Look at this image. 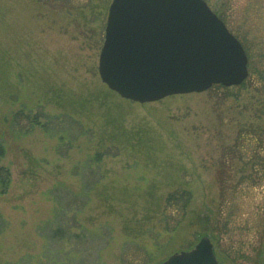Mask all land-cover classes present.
Masks as SVG:
<instances>
[{
	"label": "rangeland",
	"instance_id": "1",
	"mask_svg": "<svg viewBox=\"0 0 264 264\" xmlns=\"http://www.w3.org/2000/svg\"><path fill=\"white\" fill-rule=\"evenodd\" d=\"M111 2L0 0V264H83L64 232L106 241L103 264H160L205 236L219 264H264V83L121 98L98 73ZM210 5L264 70V0ZM182 191L180 216L166 199Z\"/></svg>",
	"mask_w": 264,
	"mask_h": 264
},
{
	"label": "water",
	"instance_id": "2",
	"mask_svg": "<svg viewBox=\"0 0 264 264\" xmlns=\"http://www.w3.org/2000/svg\"><path fill=\"white\" fill-rule=\"evenodd\" d=\"M98 73L121 98L143 104L239 86L248 77V57L205 0H112ZM160 264L219 262L205 236Z\"/></svg>",
	"mask_w": 264,
	"mask_h": 264
},
{
	"label": "trees",
	"instance_id": "3",
	"mask_svg": "<svg viewBox=\"0 0 264 264\" xmlns=\"http://www.w3.org/2000/svg\"><path fill=\"white\" fill-rule=\"evenodd\" d=\"M43 2H60L62 0H41ZM207 3L209 2V6L212 9V11L216 14V6L213 7V5H210V0H205ZM219 11V10H218ZM218 14V13H217ZM216 14V15H217ZM225 23V21H223ZM228 26V25H226ZM234 36L241 42L247 56H248V68H249V76L252 75V77L257 76V78H259L260 82L264 83V70L259 71L257 70L256 66H254V60H253V52L251 51V48L249 46V44L247 43V38H245V35L242 34L239 31H235L233 32ZM248 76V78H249ZM17 115L15 116V118H17ZM36 124H40L39 122H36ZM4 155V149L3 147L0 145V158H2ZM100 155V154H99ZM97 156L98 158L100 156ZM9 183H10V173L8 171L7 168L5 167H0V194H4L8 187H9ZM190 200V195L188 192L182 191L181 193H171L167 199H166V207L167 208H174V212L180 213L182 216L184 214L185 208L188 204V201ZM59 233L61 232V229L56 230L53 232L52 238H56L58 236ZM65 235H62L63 238H70V239H74L77 241H85L83 246H82V250L84 251V253L87 255L86 259L84 260L83 264H103L100 261V258L98 257L99 253H101V251H103L104 249H106V247L108 246V243L105 241H103V244L101 243L100 245H94L95 240L98 239L99 237H97L98 235H94V234H88V236L85 234L86 232H82L80 234H67V232H64ZM73 252H75L73 250Z\"/></svg>",
	"mask_w": 264,
	"mask_h": 264
},
{
	"label": "bare ground",
	"instance_id": "4",
	"mask_svg": "<svg viewBox=\"0 0 264 264\" xmlns=\"http://www.w3.org/2000/svg\"><path fill=\"white\" fill-rule=\"evenodd\" d=\"M125 100H127V99H125ZM128 101H130V100H128Z\"/></svg>",
	"mask_w": 264,
	"mask_h": 264
}]
</instances>
